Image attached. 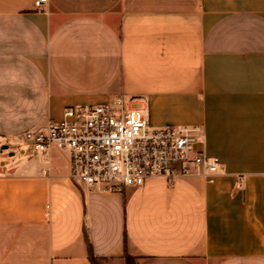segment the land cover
<instances>
[{
	"label": "crops",
	"instance_id": "0c3cea01",
	"mask_svg": "<svg viewBox=\"0 0 264 264\" xmlns=\"http://www.w3.org/2000/svg\"><path fill=\"white\" fill-rule=\"evenodd\" d=\"M116 97L200 125L212 182L84 190L19 147L64 107ZM264 264V0H0V264Z\"/></svg>",
	"mask_w": 264,
	"mask_h": 264
},
{
	"label": "built area",
	"instance_id": "2783aa9c",
	"mask_svg": "<svg viewBox=\"0 0 264 264\" xmlns=\"http://www.w3.org/2000/svg\"><path fill=\"white\" fill-rule=\"evenodd\" d=\"M47 1L34 0V7L43 9ZM204 139L196 124L152 127L147 111L116 97L66 106L59 118L27 129L21 143L37 155H48L53 148L67 152L70 178L81 189L121 191L155 176L170 182L198 175L212 182L222 164L200 147Z\"/></svg>",
	"mask_w": 264,
	"mask_h": 264
},
{
	"label": "trees",
	"instance_id": "16d2710c",
	"mask_svg": "<svg viewBox=\"0 0 264 264\" xmlns=\"http://www.w3.org/2000/svg\"><path fill=\"white\" fill-rule=\"evenodd\" d=\"M88 246V258L92 264H100V258L96 257L92 250L90 243L87 241ZM125 264H134V257L125 253Z\"/></svg>",
	"mask_w": 264,
	"mask_h": 264
},
{
	"label": "rangeland",
	"instance_id": "374dc122",
	"mask_svg": "<svg viewBox=\"0 0 264 264\" xmlns=\"http://www.w3.org/2000/svg\"><path fill=\"white\" fill-rule=\"evenodd\" d=\"M124 102H125V105H128V99L125 98V99H124ZM130 106H135V105H134V104H131ZM20 144H21V146H22L21 149H25V148L27 149V147L25 146L24 143H23V144L20 143Z\"/></svg>",
	"mask_w": 264,
	"mask_h": 264
}]
</instances>
